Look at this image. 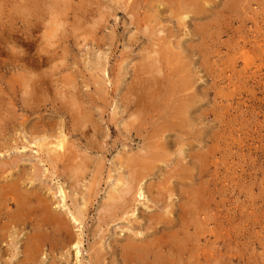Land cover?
<instances>
[{
	"label": "rangeland",
	"instance_id": "rangeland-1",
	"mask_svg": "<svg viewBox=\"0 0 264 264\" xmlns=\"http://www.w3.org/2000/svg\"><path fill=\"white\" fill-rule=\"evenodd\" d=\"M62 1L27 0V4L34 8L32 18H27L20 7L23 1L0 0V146L13 147L0 156V174L6 178L3 182L19 177L24 189L44 186L41 191L54 211L65 217L69 230L62 243L58 241L61 239L58 234L45 232V243L35 257L36 264H92L94 257L99 258V264H122L117 248L108 243L120 241L126 229H129L126 235L139 230L125 221L105 225L104 202L107 203L106 193L116 178L113 167L117 158L123 152H140L143 142L148 144L150 140L153 143L154 138H150L149 133L153 132L157 121V109L146 111L148 116L138 124L137 115L132 113L133 100L139 96L144 98L143 85L135 90L136 93L130 90L139 85L138 82L149 79L151 74L147 72L153 65L161 68L160 73L154 75L159 78L164 75L168 81L175 82L185 73L191 75L192 89L181 94L191 95L194 99L189 120L191 128H186L183 135L191 148L185 146V151H179V137L168 138L171 163L167 159L166 164H158L161 166L159 170L146 180V184L151 185L148 189L152 196L145 187L149 195L146 194L147 201L134 203L139 213L138 223L143 227L146 225L140 214L154 211L163 214L164 210L159 211L149 199L156 197L157 192L166 202L173 204L174 217H177L179 189L191 188L190 180L185 182L187 188L179 183L180 174L187 167V174L194 176L193 184L199 191L202 206L192 219L195 231L188 229L181 238L192 240L198 250L205 247L202 253L208 254L207 264H264V0H211L207 5L202 3L207 9L204 14L196 16L195 20L189 13L182 26L177 25L179 17H170L177 7L183 5L186 11H190L182 0H141L135 21L118 0ZM231 2L235 5L232 6ZM58 13L62 20L56 25V28L59 26L56 37L47 45L49 48L46 46L45 52L41 51L45 46L43 35L52 31L50 19ZM99 14L101 18L103 16L102 21ZM137 20L140 23L138 28ZM200 28L208 36L205 44L194 34ZM168 32L173 36L165 39ZM153 36L169 40V44L162 47L167 50L165 54L160 53V64L154 61L153 51L158 49L154 43L159 40H154ZM244 52L250 57L247 65L242 59ZM97 56H100L99 60L95 58ZM103 69L105 75H102ZM172 72H176L179 78L176 75L172 78ZM172 99L169 98L173 103L181 102L180 96ZM83 116L85 125L78 128V120ZM123 120L129 121L124 125ZM91 121L97 131L94 134H91ZM30 123L37 125L38 133L34 136ZM138 125L144 131L142 135L136 131ZM61 133L66 137L64 158L54 164L44 163L47 148L53 147L49 145L44 148L41 162L35 153L37 143L44 140L53 144ZM91 137L95 146L92 149L88 144ZM19 146L25 147L26 151ZM54 154L57 155L50 152V155ZM190 154L205 156V164L200 167ZM78 156L83 160L79 161ZM81 162L88 168L80 183L73 185L71 171ZM34 164L37 172L32 169ZM88 184L93 186L91 204L82 207L81 197L87 194ZM170 184L175 190L172 197L167 190ZM45 187L49 188L48 191ZM60 191L68 195L66 200ZM79 208L85 210L80 226L70 217L71 212ZM0 209L1 223L8 219L15 222L8 229L5 240L0 241V264H20L24 259L25 238L37 231L34 228L35 212L16 224L13 204H4ZM122 226L124 230L120 232ZM142 226L141 232L144 233Z\"/></svg>",
	"mask_w": 264,
	"mask_h": 264
},
{
	"label": "bare ground",
	"instance_id": "bare-ground-1",
	"mask_svg": "<svg viewBox=\"0 0 264 264\" xmlns=\"http://www.w3.org/2000/svg\"><path fill=\"white\" fill-rule=\"evenodd\" d=\"M21 1H23L22 5H20L22 11L26 13L27 18L28 17L32 18V15H33L32 14V12H33L32 10L34 8H32V6L27 4V0H21ZM60 1H62V0H60ZM119 1L124 4V6H125L124 9H128V14L131 15L132 20L135 21L136 20V14H137V12L139 10L138 6L141 5L140 4L141 0H132L131 2L129 0H118V2ZM163 1H168V0H163ZM175 1L179 2V0H175ZM182 1H184L186 3V5L191 8L190 11H186L184 9V7H183L184 5L183 6L181 5L182 7H180V8L177 7V9H175V11L170 14L171 19L179 17L178 20H176V21H177V25H181V26L185 25V20L189 16V13L193 15L195 20H196V18H198L196 16H199V15L201 16L202 14H204L207 11V9L205 8L204 4H202V3H206V5H207L211 0H182ZM169 3H171V2H169ZM211 3H213V1ZM233 3L234 2H231L232 6L235 5ZM38 4H40V3H38ZM171 5H173V4L171 3ZM231 5H229V7ZM237 6H238V4H237ZM37 7H38V5H37ZM97 7H99V6L97 5ZM99 8L101 9V7H99ZM187 9H189V8H187ZM59 11H61V9ZM172 11H173V9H172ZM218 13H220V12H218ZM62 14H64V13H62ZM60 15L61 14L58 13L57 16L51 17V19H50L51 21L50 22H51L52 31L50 32L51 34H49V35L48 34L43 35V38L45 40L44 39H42V40L45 41V46L41 49V51L45 52L46 51V46L52 44V42H53L52 40L56 37L55 33L58 30L57 28H59V26H57V28H56V25L57 24H61V20H62V19H60L58 17ZM99 17H100V14H99ZM98 18H97V20H98ZM102 18H103V16H102ZM102 18L100 17L99 19H101V21H102ZM132 20H130V21H132ZM86 23L89 24L88 22H86ZM92 23H93V21H92ZM137 24L138 25H136V26L138 28V26H140L139 25L140 23H139L138 20H137ZM63 25H64V23H63ZM94 27L95 26H93V28ZM37 28H38V26H37ZM137 30H139V29H137ZM143 30H145V29H143ZM26 33H27V31H26ZM161 33L163 34V31ZM194 34L197 35L201 39V42L205 44V42H206L205 40L207 39L208 36H207L206 32L203 29L200 28L199 30H196L194 32ZM169 36H173V34L171 32H168L167 36H165V39H166V37H169ZM153 37H154V40H159V42L156 43V41H155V43H154V47H156L158 49H157V51H153V53L155 54L154 61L155 62L157 61V63L160 64V62H161L160 56L162 54H165V51L167 50V49H162V47L164 45H166V44H169V40H165L164 38H162L161 40H162L163 43H160V41H161L160 39H158L155 36H153ZM159 44H161V45H159ZM47 48H49V47L47 46ZM170 49H171V46L169 47V50ZM175 52H177V50ZM146 53H148V52L146 51ZM160 53H161V55H160ZM95 54H97V53H95ZM95 58L97 60H99L100 56H97ZM174 59H175V57H174ZM242 59L244 61V64L247 65L249 63V61H250L249 53L248 52H244L242 54ZM104 60H106V59H104ZM127 61H128V59H127ZM62 62H64V61H62ZM22 65H26V64H22ZM106 65H107V63H106ZM158 66H159V68L154 67V65L152 66V68L150 67L152 70L147 72V74H151L148 80H144V82L140 81V82H138L139 85H136V86L134 85L135 87L133 89H130V90H133L136 93L135 90L137 88L141 89L140 85H143V88L141 89V92L143 93L142 95H144V98L139 96L140 98L137 97L136 101L133 100V104H134L135 107L132 110V113L134 115H137V119L140 121L138 124H141V122H143L145 120V116H148L146 111H149L150 109H152V110L153 109H157V114H158L157 121H155L156 123H154V125H153V132L149 133V136H151L150 138H154L153 139V143L150 142V140H149L148 144H146L147 142L144 143L142 141L143 144H142V147L140 149V152H135V153L123 152L117 158L116 164L113 163L114 164V167H113L114 170L113 171L116 172V178L114 179V183H112L111 189L106 193V195H107L106 196L107 197L106 198L107 199V203L104 202L105 203L104 206H106L105 207V211H104V209L102 210V211L107 213V215L104 217V221H103V223L105 225L113 224V223L118 222V221H122V223H123V221H125L127 224H129L133 228L135 227L139 231H137V230L133 231L132 230L130 234L126 235L127 233H129L128 232L129 229H126V231H124L126 233L125 234L126 236L124 235L120 239V241L119 240L118 241L113 240L110 243H108V245L109 246H113L114 249L117 248L119 260L121 261L122 264H207V262H208V260H207L208 259L207 258L208 254L204 255L202 253L203 251H205L204 250L205 247H203L202 249L198 250V247H196V245H194L192 240H188L187 241L186 239L181 238V236H183V233L188 231V229H193L195 231V228H194V226L192 224V219L194 218L195 215H198L199 211L201 210V209H199V206L201 205V201H200L199 194H198L199 191L198 192L196 191V188L194 187V184H193L194 183L193 182L194 176H192L191 173L188 172V174H187V172H186V171L189 170V168L186 167V169H184V171L180 174L181 176L179 178V183L182 185V187H185V188H187L186 185H185V182L187 180H190L191 188H187V190H184V189L180 190L179 189L178 197L180 199V202L177 205V210H176L177 211L176 212L177 213V215H176L177 217L176 218L174 217L175 216L174 215L175 210L173 209L174 208L172 206L173 204L171 202L168 203V201L166 202L163 199V197H162L163 195H161L160 193L157 192L156 193V197H154L155 196L154 195L153 197H151L149 199H152L151 201L154 203V205L156 207H159V211L160 210H164L163 214L161 215V213H159L157 211L150 212L149 214H140L142 216V219L146 222L145 223L146 225H145V227H143L141 224L138 223L139 213H138L137 209H135L134 203H136L137 200L138 201H145V200L147 201V196H146L147 193L150 196H152L151 191H149V189H148L149 187H151V185H150V183L146 184V180L149 179V177H152L153 173L156 170H159V167H161V166H159L158 164H162V165L166 164V160L169 157V151H168V147H167V144L169 143L168 138L171 137V136H176V135L179 137V139H177L178 142L176 141L177 144H178L177 148H178L179 151H183L185 146H189L191 148L190 142H185L184 139H183V137H184L183 135L185 134L184 130L186 128L190 127V121L189 120L191 119V115H190V111L192 110V104L191 103L194 102V99H193V96H191V95L190 96L189 95H185V96L181 95V94H184L185 92H187V91L192 89V83L193 82L190 80V76L191 75L189 73H185L183 77L179 78L178 74L176 72H175V74L172 72L173 73L172 74V78H173L174 75H176L179 79H177L175 82H173L172 80L168 81L164 77V75H161L160 78L154 75L155 73H158L159 71H161L160 65H158ZM181 69L182 68H180V70ZM32 71H33V69H32ZM181 72H182V70H181ZM103 73L104 74H102V75H105V70L104 69H103ZM38 75H40V74H38ZM27 76L30 77L31 75H27ZM103 77H105V76H103ZM70 81H71V79H70ZM132 81L133 80H130V82H132ZM73 82H74V80H73ZM99 86L102 89V85H99ZM126 86H127V83H126ZM128 87L130 88V86H128ZM28 92H29V90H28ZM22 93H23V91H22ZM90 95H92V94H90ZM192 95H194V92H193ZM178 96H180V101H181L180 103L179 102L173 103V102H171L169 100V98L175 99V97H178ZM76 99H77V97H76ZM98 100H99V98H98ZM146 101H149V102H146ZM127 104H126V107H127ZM10 105H12V104H10ZM66 105H67V103H66ZM80 112H81V110H80ZM80 114H82V113H80ZM80 114H78V115H80ZM71 115H75V113L71 114ZM74 118H75V116H74ZM72 121L74 122V120H72ZM78 121H79L78 122L79 126H77V127L78 128L83 127V125H85V121H86L85 116H83L82 119H80ZM128 121L129 120H126V122H125L123 120V122H125L124 125H126V123ZM133 121H134V119L132 120V122ZM123 122H121V123H123ZM129 123H131V122H129ZM91 124H92V126H91L92 127V133L91 134H94V132H97V131L93 127V122ZM30 131H31L32 135L38 133L37 125L35 123H32L30 125ZM136 131L140 132L138 134H141V132H144L143 130H141V126L140 125H138V130H136ZM90 132H91V130L89 131V133ZM137 132H136V134H137ZM128 133H130V131H128ZM96 134H98V133H96ZM138 134H137V136H139ZM59 135L60 136L55 140V142L53 144L50 143V142L47 143L44 140L39 142V143H37V145H36L37 151H35V153L37 154L36 157L37 158L39 157L41 162L44 159V148L49 146V145H52L53 147L47 148V150H46L47 156H46V160H43L44 163H46V164H52L53 163L54 164V163L60 162L61 158H64V154H65V151H66V144H65L66 137H65V135H62V133L59 134ZM190 135L191 134H189V136ZM34 140H35V138H34ZM198 142H200V141H198ZM88 144H89L91 149L95 147L93 145L92 137L89 140ZM0 147H1L0 148V156L5 154V153H7L10 149H13L12 146L9 147V149H8V145L3 146V147L0 146ZM5 149H7V150H5ZM25 149H26L25 147L21 148L22 151H26ZM51 151L56 152L57 155H55V154L53 156L50 155ZM76 155H77V153H76ZM84 155H85V153H84ZM81 156H83V155H81ZM180 156H182V155H180ZM189 156H190V158L192 160L196 159L197 160L196 163H198L200 165V167H202L203 164H205V159H204L205 156L196 155V154H190ZM78 157H80V156H78ZM88 157L90 158V155H88ZM91 158H92V156H91ZM75 159H77V157H75ZM81 160H83V159H81V157H80L79 161H81ZM84 160H85V158H84ZM15 162H17V161H15ZM169 162L170 161L168 159V163ZM8 163L10 164V162H8ZM87 163H89V162H87ZM75 164L72 165V167H70V168H73L75 166ZM74 168L75 169L74 170L72 169V171H71L70 180L72 181L73 185L74 184L76 185L78 181H79L78 183H80V179L82 178V174L88 168V165L85 164V163L82 164V162H81V164L79 163V167L77 166V168L76 167H74ZM23 169L24 168H22V170ZM32 169H33L34 172H37V167H36L35 164H34V168H32ZM64 169H65V167H64ZM13 171H14V169L12 170V172ZM163 171H164V169H163ZM8 172H10V171H8ZM6 173L7 172H5V174ZM168 173H171V172H168ZM3 176H4L3 174L2 175L0 174V207L3 206L4 204H5V206L7 204L8 205L13 204L15 206V209L13 211L16 214L15 215L16 216V220H17L16 224L20 223L22 220H24L25 217L27 218V216L33 215V213L35 212V216L34 217L36 219V225H35L34 228L37 229V231L35 232L34 235L28 236L27 239L25 238V242L23 244V254H22L24 256V259H23L22 263H20V264H36L35 257L38 255L39 249L40 248L42 249V247H43V245L45 243V239H46L45 232L49 231L52 234H58L59 238L62 239V240L59 239L58 241H60V243H62L63 241H65L64 238L67 236V232L69 231L67 229V222L64 219L65 217L63 218L60 214H58V213H56L54 211V209L51 206V203L48 201L49 199L41 191V189H44L43 188L44 186L42 188H40V187H31L30 189H24V187H22V184H20L21 182H20V178L19 177L16 176V179H14V180H9L7 182H3V180L6 179ZM107 177L109 178L110 176L108 175ZM26 179H27V176H26ZM97 179H98V177H97ZM150 181L148 180V182H150ZM27 182H28V179H27ZM93 182H94V179H93ZM162 182L164 183V180ZM169 182H170V180H169ZM29 183H30V181H29ZM31 183H33V182H31ZM88 186H89V184H88ZM168 186H169V184H168ZM145 187H147V189H148L147 191L148 192L145 190ZM45 188H46L45 190L48 191L49 188L48 189H47V187H45ZM166 188H167V186H166ZM200 188H202V186H200ZM167 190L169 192V197L174 196L175 190L171 188V184H170V189H167ZM87 191H88L87 194L86 195H82V197H81L82 207L91 204L93 186L90 185L88 187ZM152 193H153V191H152ZM194 193H195V195H194ZM202 193H201V195H202ZM61 194L63 195V199L66 200L68 195H66L64 193V191H62ZM84 215H85V210L79 208V210L72 211L70 217H71V220L74 223H79V226H80V225L83 224ZM2 219H3V216L1 214V209H0V221ZM14 223L15 222L10 221L9 219L6 222L1 223V225H0V241L3 242L5 240L8 229L11 228L12 225L14 226ZM141 226L143 227L144 233L141 232ZM158 226H160V228H158ZM100 228H101V226H100ZM105 229H107V228H105ZM120 230H121L120 232H123L124 227H123V229H120ZM97 231H98V229H97ZM105 231H107V230H105ZM97 233H96V235H97ZM10 236L11 235L9 234V237ZM10 238L12 239V237H10ZM99 243H101V242H99ZM100 249H102V248H100ZM102 253L103 252H101L100 255L103 256ZM96 254H98V253H96ZM99 263H100V260H99L98 257H94V259H92V264H99Z\"/></svg>",
	"mask_w": 264,
	"mask_h": 264
}]
</instances>
